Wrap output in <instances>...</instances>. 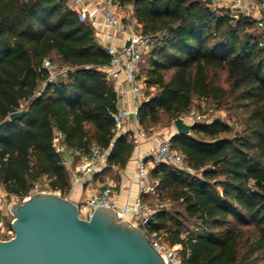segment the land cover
<instances>
[{
	"label": "trees",
	"instance_id": "trees-1",
	"mask_svg": "<svg viewBox=\"0 0 264 264\" xmlns=\"http://www.w3.org/2000/svg\"><path fill=\"white\" fill-rule=\"evenodd\" d=\"M118 1L133 4L144 33L168 32L142 68V128L178 119L194 98L232 109L242 125L234 130L217 118L171 137L192 171L165 163L150 169L166 204L152 228L186 264H264V14L260 26L212 9L210 0ZM52 54L68 69L50 81L42 64ZM109 61L68 0H0V183L10 195L31 194L44 177L67 195L71 176L53 142L58 132L72 151L107 149V168L126 165L134 143L116 130ZM17 110L23 116L10 119Z\"/></svg>",
	"mask_w": 264,
	"mask_h": 264
},
{
	"label": "built area",
	"instance_id": "built-area-1",
	"mask_svg": "<svg viewBox=\"0 0 264 264\" xmlns=\"http://www.w3.org/2000/svg\"><path fill=\"white\" fill-rule=\"evenodd\" d=\"M241 9V13L246 16H254L256 13L264 11V2L258 0H224ZM220 0H210L209 5L212 9L217 10ZM89 4L101 14L106 25L112 28L117 34L126 37V42L122 45H107L105 47L110 56L109 64L105 67V73L110 79H119L124 76L130 82L131 91L139 98H144L146 93V80L142 73V62L144 57L148 56L154 47L162 43L167 37V30H159L156 32L144 33L136 26L137 19L135 16L133 4H122L118 0H69V5L76 10L77 17L80 21L86 22L90 19ZM260 20L261 18H257ZM262 26L261 20L258 22ZM260 45L264 47V42ZM42 67L49 71L48 79L50 81L58 77V73L54 71V64L51 58L46 57L43 60ZM68 66L65 67L64 73ZM144 101H135L131 110L124 107H118L117 111L112 113L116 124L117 132L120 131L121 125L125 119L132 118L138 123V108ZM189 119L194 122H209L207 114L196 113L190 116L186 114L178 119L185 121ZM62 133L58 132L53 139L56 149L60 152L64 150V145L61 143ZM108 150L100 147L97 144H92L88 151H75L77 160V172L81 175L92 176L100 170L107 162ZM165 163L187 171H192L188 166L184 155L173 147L171 137H160L147 150L146 155H140L137 161V175L139 180L140 197L133 205L116 206L110 185H106L102 190L95 191L88 195L85 202L78 205L79 215L84 219H91L95 208L99 206H108L117 211L120 218L126 219L133 225L139 226L148 236L151 245L161 254L165 264H186L184 259L179 254L178 250L165 242L164 236L160 231L152 228L156 223L155 213L163 209L166 204L156 201L153 205L146 204L141 195L150 191H155L156 180L150 177V169L156 164ZM45 191L37 182L34 185L32 193ZM31 193V194H32ZM31 194L24 197L18 195H10L0 183V200L6 196H11V201L7 208L11 211L12 204L21 203ZM132 208L135 214L132 219L127 218V214ZM2 206L0 205V211ZM14 236V231L11 227L5 228L0 222V239H9Z\"/></svg>",
	"mask_w": 264,
	"mask_h": 264
},
{
	"label": "water",
	"instance_id": "water-1",
	"mask_svg": "<svg viewBox=\"0 0 264 264\" xmlns=\"http://www.w3.org/2000/svg\"><path fill=\"white\" fill-rule=\"evenodd\" d=\"M174 124L180 135L193 127L180 119ZM11 212L14 236L0 239V264H165L144 231L111 207L95 208L87 220L68 197L38 191L12 204Z\"/></svg>",
	"mask_w": 264,
	"mask_h": 264
},
{
	"label": "crops",
	"instance_id": "crops-1",
	"mask_svg": "<svg viewBox=\"0 0 264 264\" xmlns=\"http://www.w3.org/2000/svg\"><path fill=\"white\" fill-rule=\"evenodd\" d=\"M89 8L90 19L88 22L94 28L96 39L104 48L107 45L119 46L126 42L125 36L117 34L112 28L106 25L103 17L95 7L92 6V4H89ZM136 26L139 30H142V27L138 22ZM108 79L117 92L118 107H124L127 110H131L135 101L141 99H144V101L147 100L148 97L146 93L144 98H139L133 94L130 82L127 81L124 76H121L119 79ZM185 122L191 123L189 119H186ZM120 133L128 134V139L132 140L134 143V150L128 162L124 167L113 165L110 168H107L108 165L106 162V164L92 176L78 174L75 151L64 146V150L61 153L71 176L70 189L65 197H68L80 205L85 202L88 195L95 191L102 190L106 185H110L116 206L122 207L124 205H133L140 197L139 180L137 175L138 157L140 155H146L149 146L158 138L172 137L174 134H178L175 124L174 126L168 125L166 127L151 128L150 131H145L142 126L139 123L134 122L132 118L123 121L120 131H118V134ZM105 168H107V170L102 173ZM44 178L47 179L46 177ZM141 198L148 205H153L158 201L155 191L145 193L141 195ZM134 214L135 210L132 208L131 212L127 214V218L132 219Z\"/></svg>",
	"mask_w": 264,
	"mask_h": 264
},
{
	"label": "rangeland",
	"instance_id": "rangeland-1",
	"mask_svg": "<svg viewBox=\"0 0 264 264\" xmlns=\"http://www.w3.org/2000/svg\"><path fill=\"white\" fill-rule=\"evenodd\" d=\"M261 2H264V1H261ZM218 9L229 10V13H231V15H233L234 17L244 15L241 13V9H238L235 6L233 7V5L231 3L226 2L224 0H220ZM263 14H264V11H261V12H258L254 16H251V17L255 18V19L256 18H262ZM253 31H255V29ZM258 32H259V30H258ZM51 57H52L51 60L54 64V71L59 74L58 77H64L65 76L64 75L65 74L64 69L67 65L62 63L61 60H59L55 54H52ZM148 57H149V55L144 57V61L142 62V67L144 69H146L149 66V58ZM196 113L207 114V118L210 121L213 119L219 118V119L227 122L231 126H233L234 130H241L242 129V125L240 123L236 122V118H235L236 112H234L232 109L229 110L228 107H226V106L217 107L210 100H203L200 98H194L192 105L189 109V112L186 113V115L190 116V115H193ZM173 121L174 120H170L168 117L165 116L163 121L160 124L152 126L151 128L155 129V128H160V127H166L168 125L174 126ZM39 184L42 186L43 189H45V191L55 192V191L51 190L49 188V186L47 185L48 184L47 179L41 178L39 181ZM56 193L60 194V192H56ZM10 201H11V196H9V195L6 196L5 198H3L2 200H0V205L2 206V209L0 211V222H2V224L5 228H8V224L11 223V221L14 217L13 213L9 210V208H7Z\"/></svg>",
	"mask_w": 264,
	"mask_h": 264
}]
</instances>
